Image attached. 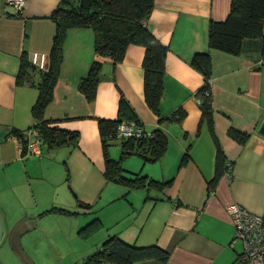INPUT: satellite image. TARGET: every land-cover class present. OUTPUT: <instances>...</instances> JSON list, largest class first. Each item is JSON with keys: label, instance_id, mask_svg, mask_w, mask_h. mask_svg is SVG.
Instances as JSON below:
<instances>
[{"label": "crops", "instance_id": "obj_1", "mask_svg": "<svg viewBox=\"0 0 264 264\" xmlns=\"http://www.w3.org/2000/svg\"><path fill=\"white\" fill-rule=\"evenodd\" d=\"M58 2L26 0L15 15L8 14L13 8L0 0V199L19 203L15 211H0L2 235L19 233L21 249L29 251L26 238L47 231L45 219L75 213L49 210L52 206L84 210L78 206L81 200L91 206L71 224L69 235L81 238V245L65 264H81L111 234L136 246L156 244L166 249L169 256L163 264H235L242 241L234 237L225 205L235 201L264 215V136L257 131L264 118V58L256 50L231 53L209 48L213 122L227 166L212 190L208 181L215 172V144L205 120H200L194 96L203 74L190 63L194 52L208 48L209 19L224 18L230 0H154L146 23L167 46L159 115L144 100V47L137 43L128 44L119 61L102 58L95 95L87 100L77 85L95 58V33L90 26L68 27L52 99L43 116L57 126L77 130V144L53 148L40 144V154L21 152L11 129L26 130L32 123L31 106L38 91L16 81L20 56L25 52L30 62L47 66L55 31L50 13ZM120 92L144 131L159 126L166 133L167 145L158 158L129 154L138 157L128 159L125 166L169 180L162 188H131L104 175L97 119L116 116ZM178 108L185 112L181 120L159 119ZM230 127L248 133L244 142L229 135ZM185 150L187 157L182 161ZM93 218L99 225L82 239L81 223Z\"/></svg>", "mask_w": 264, "mask_h": 264}, {"label": "trees", "instance_id": "obj_2", "mask_svg": "<svg viewBox=\"0 0 264 264\" xmlns=\"http://www.w3.org/2000/svg\"><path fill=\"white\" fill-rule=\"evenodd\" d=\"M153 3L154 0H77L76 3L73 0H59L50 13L55 21V31L47 66L43 68L30 62L25 52L20 56V68L16 81L33 85L38 91L31 106L32 123L26 130L11 129V133L19 139L21 152L26 151L28 130L33 128L38 131L41 144L46 145L47 148L77 144V130L57 126L53 124L54 120L43 116L45 107L52 99L53 86L59 73L65 31L71 26H90L95 33V58L77 85L87 100H92L95 95L102 58L108 57L113 62L119 61L122 59L127 45L137 43L144 47L142 58L144 100L147 106L159 115L167 46L154 35L146 23ZM207 46L208 48L203 51L194 52L190 63L203 74V82L195 90L194 96L201 111L200 120H205L215 144V172L208 181V190H212L219 174L227 166L213 122L209 48H217L231 53L256 50L264 58V0H230L229 11L224 18L209 19ZM184 113L183 109L178 108L159 119L179 121ZM130 121L141 125L134 108L120 92L116 116L97 119L105 163L104 175L109 180L131 188H162L169 183V180L161 181L140 171H127L122 166V160L129 154H138L148 160L158 158L167 145L166 133L161 127L156 126L146 135L129 136L117 140L118 125ZM198 130L199 128H197L196 134ZM228 133L240 143L244 142L248 136V133L233 127L228 129ZM114 140L119 141L120 144V153L117 158L112 157L109 152V146ZM187 150L183 154L182 161L187 157ZM78 206L84 211H88L91 205L78 200ZM49 210L77 212V210H69L55 205ZM98 225L97 218H93L81 226L78 232L82 236L89 235ZM168 256L169 251L156 244L136 246L123 241L117 234H111L95 250L87 254L81 264H98L102 261L112 264H135L141 260H152L163 264L167 261Z\"/></svg>", "mask_w": 264, "mask_h": 264}, {"label": "rangeland", "instance_id": "obj_3", "mask_svg": "<svg viewBox=\"0 0 264 264\" xmlns=\"http://www.w3.org/2000/svg\"><path fill=\"white\" fill-rule=\"evenodd\" d=\"M73 2L76 3L77 0H73ZM109 151L110 154H114L115 158H117L120 153V145L117 142L110 144ZM131 157L138 156L129 155L122 160V166L126 168L127 171H134L130 169L131 167H125L128 163V159H132ZM0 201V211L3 210V208L15 211V208L19 205L18 199H0ZM69 210L73 209L70 208ZM74 210H77V212L71 216L63 215L59 216L58 219L53 217L45 219L48 220L47 231H36L30 234L28 238L25 237L30 243L27 242L29 251L21 249L18 243L19 233L9 237L7 236V232H5L0 238V264H65L64 260L73 255L75 250L81 245L78 240L81 238H72L69 235V229H71V224L74 223L75 220L85 216V211L79 208H75ZM64 213L72 214L70 212ZM18 214L19 210L16 215H10L9 220H14V217L16 218ZM6 218L3 216V222L5 224ZM85 223H87V220L81 223L82 226H84ZM84 238L86 237L83 236L82 239Z\"/></svg>", "mask_w": 264, "mask_h": 264}, {"label": "built area", "instance_id": "obj_4", "mask_svg": "<svg viewBox=\"0 0 264 264\" xmlns=\"http://www.w3.org/2000/svg\"><path fill=\"white\" fill-rule=\"evenodd\" d=\"M26 0H5L11 5L13 12H21ZM37 65L43 67L42 62ZM140 124L133 121L120 123L116 130L117 140L129 136L146 135ZM41 140L36 129L28 130L27 149L29 153L40 154ZM234 227V237L242 241V251L236 258L235 264H264V215L252 212L232 201L225 205Z\"/></svg>", "mask_w": 264, "mask_h": 264}, {"label": "water", "instance_id": "obj_5", "mask_svg": "<svg viewBox=\"0 0 264 264\" xmlns=\"http://www.w3.org/2000/svg\"><path fill=\"white\" fill-rule=\"evenodd\" d=\"M257 131L264 136V118H262V120L260 121L257 127ZM2 234H3V224L0 217V238L2 237Z\"/></svg>", "mask_w": 264, "mask_h": 264}]
</instances>
